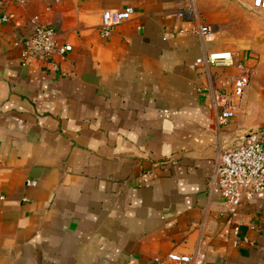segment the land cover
<instances>
[{
    "label": "crops",
    "instance_id": "1",
    "mask_svg": "<svg viewBox=\"0 0 264 264\" xmlns=\"http://www.w3.org/2000/svg\"><path fill=\"white\" fill-rule=\"evenodd\" d=\"M6 1L0 264H194L169 255L199 251L203 264H264V192L231 210L208 186L218 154L264 125V9L255 0ZM128 7L106 35L104 11ZM201 23L207 36L192 32ZM37 25L52 26L67 53L23 58L15 42ZM213 52L232 59L196 64ZM241 67L250 83L221 122L217 95Z\"/></svg>",
    "mask_w": 264,
    "mask_h": 264
},
{
    "label": "built area",
    "instance_id": "2",
    "mask_svg": "<svg viewBox=\"0 0 264 264\" xmlns=\"http://www.w3.org/2000/svg\"><path fill=\"white\" fill-rule=\"evenodd\" d=\"M26 0H13L15 3H23ZM255 5L264 9V0H255ZM7 5L6 0H0V7ZM191 13L190 8L187 10ZM134 12V8L128 7L124 11L112 12L106 10L102 17V28L109 35L115 23L128 19ZM185 11L180 16H185ZM2 20L9 22L11 16L2 15ZM211 26L201 23L193 26L192 32L200 36H207ZM21 47L23 58L38 57L52 58L54 55H65L67 45H59L57 32L52 26L37 25L15 42ZM232 59L231 52H213L206 57H200L196 64L221 65L226 60ZM250 83V72L241 67L240 73L232 82L231 90L221 91L217 95V101L221 106L219 119L227 122L235 116L236 109L241 106L246 87ZM209 190L218 193L235 210L245 197L264 192V125L251 130L245 136V140L239 145L222 150L215 159L213 172L208 181ZM204 252H197L195 256L188 254L171 253L169 258L177 263L203 264Z\"/></svg>",
    "mask_w": 264,
    "mask_h": 264
}]
</instances>
